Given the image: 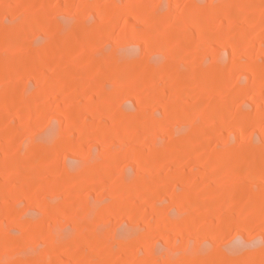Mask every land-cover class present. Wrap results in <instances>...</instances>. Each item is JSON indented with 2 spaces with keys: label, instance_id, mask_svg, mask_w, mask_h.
<instances>
[{
  "label": "rangeland",
  "instance_id": "obj_1",
  "mask_svg": "<svg viewBox=\"0 0 264 264\" xmlns=\"http://www.w3.org/2000/svg\"><path fill=\"white\" fill-rule=\"evenodd\" d=\"M0 264H264V0H0Z\"/></svg>",
  "mask_w": 264,
  "mask_h": 264
}]
</instances>
